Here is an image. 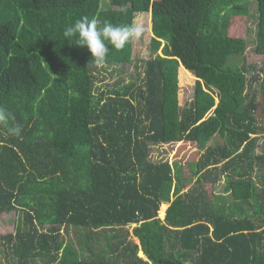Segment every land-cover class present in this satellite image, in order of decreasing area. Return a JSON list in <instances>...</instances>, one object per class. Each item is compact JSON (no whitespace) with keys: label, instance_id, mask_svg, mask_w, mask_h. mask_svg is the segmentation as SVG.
I'll return each mask as SVG.
<instances>
[{"label":"trees","instance_id":"trees-1","mask_svg":"<svg viewBox=\"0 0 264 264\" xmlns=\"http://www.w3.org/2000/svg\"><path fill=\"white\" fill-rule=\"evenodd\" d=\"M251 2L264 53V0H0V104L21 125L19 137L0 126V215H15L0 242L13 264H264V64L246 65L237 35ZM137 12L151 15L148 57L130 81L98 87L65 27L133 24ZM109 48L103 65L132 62L133 41ZM180 68L196 78L184 107ZM167 143L197 158L150 159Z\"/></svg>","mask_w":264,"mask_h":264},{"label":"rangeland","instance_id":"rangeland-1","mask_svg":"<svg viewBox=\"0 0 264 264\" xmlns=\"http://www.w3.org/2000/svg\"><path fill=\"white\" fill-rule=\"evenodd\" d=\"M109 0H102V4H107ZM133 23L141 24L145 28V32L140 40H133V60L129 65L122 66H108L102 65L98 66L96 73L97 77L101 80L98 81V87H112L115 83L119 82V85L122 83H126L130 81L133 77H135V71L137 69L140 70V60L146 59L148 57L149 51V42L152 37L151 32V16L148 12H137L135 13V17ZM257 19H256V5L254 3H250L249 11H248V20L245 25H239V31L237 35H240L246 40L247 47L244 53L245 62L248 67L256 66L259 68L264 64V53H261L257 48L258 41L256 40L257 29H256ZM259 51V52H258ZM195 76L192 74L191 71L179 69V91H178V98L181 107L186 106L191 100L194 98V83H195ZM255 87H258L257 84ZM218 101L217 96L215 95V103ZM214 108V107H213ZM212 108V109H213ZM210 113V112H209ZM260 124L264 122V117L258 118ZM256 139L257 147L255 153H263V145H264V133H258L254 135ZM221 143L219 136H214L209 145H214L215 143ZM150 149V159L156 161L159 159H168L171 161L175 157L180 158L182 156V161L184 164L187 162L193 161L197 158V154L193 151V146L187 145H179L178 143H167L161 145H153ZM191 151V152H190ZM190 153V154H189ZM187 167V166H186ZM188 169V167H187ZM261 174L260 169H256L253 173L255 179L258 182L257 176ZM195 178H192L191 182H194ZM225 182L222 178H220L216 183L213 185H205L206 189L208 188V193L210 195L221 194L224 190ZM189 187V186H187ZM187 187L184 190L187 189ZM173 188L170 191V198L169 201H165L160 205V208L157 212L158 217L163 219L165 213L161 215V208L165 206L167 209L170 205V202L174 199V194L172 193ZM229 198L230 196L227 195ZM14 212L11 213H4L0 215V237L7 233L12 232L13 230V219H14ZM134 225H130L128 230L131 231V228ZM64 238L67 239L69 236L73 235V231L71 230L68 234L64 231ZM131 241L138 244V240L131 236ZM141 253V254H140ZM139 257H143V253H138ZM13 264V261L10 258L6 257L4 251V245L0 242V264Z\"/></svg>","mask_w":264,"mask_h":264},{"label":"clouds","instance_id":"clouds-1","mask_svg":"<svg viewBox=\"0 0 264 264\" xmlns=\"http://www.w3.org/2000/svg\"><path fill=\"white\" fill-rule=\"evenodd\" d=\"M145 32L141 24H114L110 21H101L98 18L84 16L64 29L66 38H73L76 46L87 48L91 54V61L97 66H102L109 55L110 48L123 49L133 40H140ZM67 40V39H66ZM0 126L12 137H19L21 125L15 122V116L8 108L0 104Z\"/></svg>","mask_w":264,"mask_h":264},{"label":"crops","instance_id":"crops-1","mask_svg":"<svg viewBox=\"0 0 264 264\" xmlns=\"http://www.w3.org/2000/svg\"><path fill=\"white\" fill-rule=\"evenodd\" d=\"M151 16V15H150Z\"/></svg>","mask_w":264,"mask_h":264}]
</instances>
